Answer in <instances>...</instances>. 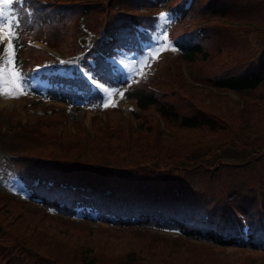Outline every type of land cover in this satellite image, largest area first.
Returning <instances> with one entry per match:
<instances>
[{
    "label": "rangeland",
    "instance_id": "rangeland-1",
    "mask_svg": "<svg viewBox=\"0 0 264 264\" xmlns=\"http://www.w3.org/2000/svg\"><path fill=\"white\" fill-rule=\"evenodd\" d=\"M238 1L243 6L236 10L230 9L228 16H215L206 9L199 10L173 27V34L189 27L206 28L205 33H209L211 37L203 44L208 52L205 60L189 61L182 58L175 43L168 36L162 42L159 41L157 33L163 32L168 14L160 15L158 32L151 33L152 40L143 46L144 50L138 57L129 51L122 58L127 63V74L140 68L141 72L137 73L134 82L142 83L147 88H156L159 93H164V90L171 91L173 94L169 93L165 97L179 112H186L188 103H193L212 112L215 117L222 118L228 130L218 129L217 132L203 136H198L192 129L188 132L185 129L178 131L154 108L139 110L131 98L122 92L124 84L114 90H106L104 104L97 109L84 107L81 99L76 98L66 104L47 98L42 92L41 97L37 93H28L24 88L19 94L13 92L0 95V231L6 238L16 232L25 241L24 245L17 249L3 239L0 241V250L3 251L4 246L7 247L10 254H13V261H17L18 255L33 252V247L38 244L40 247L48 246L50 254L61 261L57 264H114L115 261L120 262L123 259L124 248L145 245L144 252L148 258H154L155 252L162 249L165 251L164 255L168 249H179L184 252V259L180 260L184 264L187 260L199 261L200 264H216L232 258L229 264H264V252H259L253 247L228 244L222 246L206 239L187 238L175 230L168 231L151 226L121 227L95 219L93 214L85 216L82 212L77 213L78 209H75L74 215L48 209L46 203L28 199L31 196L29 188L21 182L14 168L22 155L31 156L34 153L40 158L41 149L42 153L46 148L54 149L51 142L48 144L44 139L42 142L41 136L48 137L60 129L66 133L70 131L69 137L74 136L72 133L88 134V139L93 144L89 150L111 151L110 159L116 156L115 152H127L134 153L133 159L138 160L135 154L141 155L140 150L138 151L132 142L137 145L145 142L146 149L151 152L155 145L161 142L159 133L164 131L173 136L169 137L165 144L168 149L165 154L170 159L179 158L183 162L195 159L208 165L214 163V168L220 165V160L248 163H253L256 157L261 160V154L264 155V103L261 99L264 94V82L252 92H237L215 88L210 85L208 79L240 60L243 52L248 53L253 47L260 48L255 44L254 38L264 33V0ZM104 2L108 4L110 0H37V4L33 2L31 7L36 12L42 10L47 19L44 18L46 22L38 34L31 33L23 38V35L20 36V41L24 43L20 54L26 62L28 61V66L29 63L39 62V59L50 52L60 53L61 56L65 55V52L71 54L74 50L73 53L81 50L77 39H81L82 46L89 42L90 32L97 31L99 18L105 17L106 12H103L102 5ZM62 5L76 7V10L69 12L66 21L50 19L46 7L55 10ZM198 5L199 1L196 6ZM12 8L11 5H5V13L11 11L17 17ZM117 8L120 9V5ZM127 8L123 5L120 11L127 12ZM149 9L155 10L156 7ZM149 9L142 5L141 8L135 9L134 13ZM157 12L159 14V10ZM6 41L9 44L7 37L0 39V66L18 70L22 65H16L15 61V66L9 64V59L13 60V54L12 50L9 52ZM146 53L150 55L145 57ZM151 57L155 58L151 61ZM44 85V78L32 73L27 75L25 87L31 86L44 91ZM44 115L53 121L51 127L43 126V122L39 120ZM137 115L148 118L150 135L139 127L140 116ZM101 121L107 126L111 123L108 134L116 135L120 140H129L131 146L117 148L115 140H97L98 131L95 128ZM201 142H205L204 146ZM119 143L120 141H117L118 145ZM181 143L183 145L179 147ZM99 155H91V158ZM221 170L228 172L227 168ZM224 191L222 195L216 194L218 200H235L234 194L226 189ZM9 212H13L15 217H10ZM42 218L44 220H41ZM7 220L12 222L11 230L5 223ZM114 241H119L124 246L115 245ZM58 247H63L65 253L61 248L57 250ZM162 256L163 254H160V259Z\"/></svg>",
    "mask_w": 264,
    "mask_h": 264
},
{
    "label": "trees",
    "instance_id": "trees-1",
    "mask_svg": "<svg viewBox=\"0 0 264 264\" xmlns=\"http://www.w3.org/2000/svg\"><path fill=\"white\" fill-rule=\"evenodd\" d=\"M33 2L37 4V0H23L20 4L14 0L11 4L18 17V26L14 27L12 39L14 61L16 65H22L19 70L23 74L28 73V61L26 62L20 54L24 45L20 41V36L23 35V38L31 33L38 34L46 22L44 18L47 19L42 10H39L41 13L36 12L31 7ZM157 4L164 5L166 12L170 14L167 36L175 42L181 57L189 61L207 58L208 52L203 44L211 35L205 33L206 28L197 26L173 34L175 24L191 16L194 11L206 9L211 15L228 16L230 9L236 10L243 6L238 0H110L108 4L105 2L102 4L103 12L106 14L105 17L99 18L100 25L95 31L99 33L102 29L106 34L105 36L100 34V37L95 38L92 51L95 47L105 50L113 45H121L139 52L137 42L139 38L147 39L149 31L155 29L156 17L149 12L134 13L135 9L142 5ZM119 5L120 9L117 8ZM123 5L127 6L126 10L129 11H120ZM46 8L50 19L61 22L66 21L69 12L76 10V7L68 5L59 6L55 8L56 11L49 6ZM134 22L144 24L145 31H139L138 35H134V28L131 26ZM254 41L260 48L253 47L247 51L248 53L243 52L240 60L226 66L218 75L208 77L215 88L252 92L264 82V33L256 36ZM97 54V51L93 52L94 56ZM81 60L83 61V58ZM98 69V77L106 83H115L118 80V76L110 71L108 63L99 60ZM49 79L45 93L51 98L68 101L74 95H79L74 84L77 83L76 79L68 80L66 77L56 75L49 76ZM132 82L122 89L125 96L131 98L139 110L154 108L178 131L185 129L188 132L192 129L198 136H203L206 133L217 132L218 129L228 130L222 118L215 117L212 112L193 103L184 101L189 104L188 109L184 113L179 112L166 98L169 93L173 94L171 91L164 90V93H159L156 88H147L142 83ZM83 90L85 102L90 104L95 102L93 105L98 108L100 98L98 92L88 90L87 87ZM261 99L264 103V94L261 95ZM139 116V127L150 135L148 118ZM39 120L45 127H51L53 122L45 115ZM104 123L99 122L95 128L98 131L97 140L98 138L104 142L115 140L117 148L131 146L129 140H120L115 137L116 135L108 134L107 130L111 123L108 126ZM70 133L60 129L48 137L42 135V142L43 139L48 144L51 142L55 148H46L43 153L41 149L40 158L28 152L31 156L22 155L19 162L14 165L21 182L29 188L31 196L36 197L41 203H46L55 211L66 215L74 213L75 209H82L87 213L92 212L95 218L121 227L134 224L173 227L189 238L207 239L218 245L229 243L253 247L259 252H264L263 154L261 160L256 157L253 163L220 160L217 168H214V163L208 165L195 159L183 162L179 158L170 159L168 155L166 156L168 149L165 144L168 138L173 136L161 131L159 136L162 140L151 152L146 149L145 142L138 145L132 142L133 146L140 150L141 155L135 154L138 160L133 159L134 153L127 152H115L116 156L110 159L111 151L89 150L93 144L88 139V134L72 133L74 136L69 137ZM179 134L181 135L180 132ZM117 141H120L119 145ZM204 143L200 144L204 146ZM182 145L181 143L179 147ZM95 154L100 155L91 158V155ZM220 166L227 168L228 172L222 171ZM225 189L234 194L235 200H218L216 194L222 195ZM13 212H9V216L14 218ZM5 223L11 230L12 222L7 220ZM1 234L0 231V236ZM3 239L17 249L25 242L16 232L9 238L2 234L0 241ZM114 244L123 245L119 241H114ZM37 245L33 247V252L18 255L17 261H13V254L4 246L3 251L0 250V264L59 263L60 260L50 254L48 246ZM144 246L124 248L123 261H115L114 264H184L180 262L184 259L182 257L184 252L179 249H168L165 255L162 249L155 252L154 258H148ZM59 248L65 253L63 247H58L57 250ZM160 254H163L161 259ZM232 260L233 258L224 259L216 264H229ZM188 263L200 264L199 261L187 260L186 264Z\"/></svg>",
    "mask_w": 264,
    "mask_h": 264
},
{
    "label": "snow or ice",
    "instance_id": "snow-or-ice-1",
    "mask_svg": "<svg viewBox=\"0 0 264 264\" xmlns=\"http://www.w3.org/2000/svg\"><path fill=\"white\" fill-rule=\"evenodd\" d=\"M14 0H0V39L8 38L9 52L12 50V39L14 36L13 28L17 27L18 17H16L11 11L5 13V5H11ZM175 43V42H174ZM11 58L9 64H11ZM38 70V69H37ZM26 84V76L17 70L0 66V95H8L10 93L19 94ZM107 107V104H105Z\"/></svg>",
    "mask_w": 264,
    "mask_h": 264
},
{
    "label": "bare ground",
    "instance_id": "bare-ground-1",
    "mask_svg": "<svg viewBox=\"0 0 264 264\" xmlns=\"http://www.w3.org/2000/svg\"><path fill=\"white\" fill-rule=\"evenodd\" d=\"M6 40V39H5ZM6 43L8 44V42L6 41ZM123 101V100H122Z\"/></svg>",
    "mask_w": 264,
    "mask_h": 264
}]
</instances>
